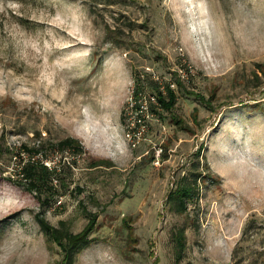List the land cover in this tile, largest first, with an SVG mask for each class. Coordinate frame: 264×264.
Instances as JSON below:
<instances>
[{"label": "rangeland", "instance_id": "obj_1", "mask_svg": "<svg viewBox=\"0 0 264 264\" xmlns=\"http://www.w3.org/2000/svg\"><path fill=\"white\" fill-rule=\"evenodd\" d=\"M140 72L188 74V90L214 98L176 89L174 108L144 111L132 137ZM66 138L82 151L49 147ZM22 145L56 168L40 199L20 183ZM199 147L212 180L175 216L165 196ZM39 213L72 233L98 214L75 264H264V0H0V264H63Z\"/></svg>", "mask_w": 264, "mask_h": 264}, {"label": "trees", "instance_id": "obj_2", "mask_svg": "<svg viewBox=\"0 0 264 264\" xmlns=\"http://www.w3.org/2000/svg\"><path fill=\"white\" fill-rule=\"evenodd\" d=\"M141 73L142 72L134 77L133 94L136 98L139 94H143L144 87H147L148 93L155 98L156 102L155 105L149 103L148 110L155 108L167 112L171 111L177 100L175 93L176 89H181L187 95L198 98L199 102L205 105H208V102H211L214 98L215 91H213V94H211L208 99H205L202 94L188 90L181 75L177 72H171V77L173 79L170 78V83L162 82V85H159L160 82L150 78L146 73ZM170 84H174L175 88H170ZM151 111L153 110H150V112ZM191 117L194 122L197 121L196 108L193 109ZM170 121L180 131H190L185 122L180 118L171 116ZM49 147L59 152L70 150L73 154H78L82 151L78 142L72 138H66L57 143L50 144ZM42 148L43 146L29 148L26 145H22L21 150L30 157V160L23 164L20 162V167L18 168L19 175L22 177L20 183H24L25 190L29 193H33L38 199H40L45 191H50L52 189V183L56 173L55 167L48 168L47 165H45L48 158L41 155ZM201 152L202 148H197L193 153L195 161L192 162L191 168L184 176L174 182L165 196L164 206L169 213L175 216H186L189 206L198 201L201 187L206 185V180H212L207 164H202L204 172L200 171L199 158H202ZM20 155L21 153H18L14 157H20ZM95 166H105L109 168L111 164L101 160L95 162ZM45 204L46 199L43 200L42 205ZM84 216L87 220L84 228L78 233H72L65 221H59L58 225L53 227L49 225L41 213L35 215V220L46 238L47 243L54 244L59 248L63 264H75L76 256L93 242L89 236L96 229L98 214L88 213L84 214ZM171 234L172 242L175 243L176 248V260H178L185 248V229L182 227L175 228Z\"/></svg>", "mask_w": 264, "mask_h": 264}, {"label": "built area", "instance_id": "obj_3", "mask_svg": "<svg viewBox=\"0 0 264 264\" xmlns=\"http://www.w3.org/2000/svg\"><path fill=\"white\" fill-rule=\"evenodd\" d=\"M181 75L182 79L185 78V74H179ZM170 83V82H168ZM159 85H162V82L159 83ZM162 87V86H161ZM174 84H170V88H174ZM162 89V88H161ZM129 101H132L133 104L132 105V116H133V121L131 124H129V126H125V128L130 129L131 133H132V137H136L139 138L141 136V133H144L145 131V123L142 121L143 119H141L142 114H144L145 112L148 111V105L153 104L155 105V98L151 95L148 96H144L143 94H139L138 97H134L133 94V88L131 90V99ZM145 111V112H144ZM144 123V124H143ZM132 127V128H131ZM130 132L127 133V136H129ZM162 153V149H158L155 152V160L159 161V157Z\"/></svg>", "mask_w": 264, "mask_h": 264}]
</instances>
